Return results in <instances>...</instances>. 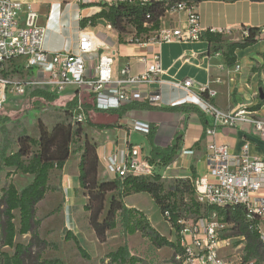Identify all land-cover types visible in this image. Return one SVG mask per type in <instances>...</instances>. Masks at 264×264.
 Listing matches in <instances>:
<instances>
[{"label": "crops", "instance_id": "0c3cea01", "mask_svg": "<svg viewBox=\"0 0 264 264\" xmlns=\"http://www.w3.org/2000/svg\"><path fill=\"white\" fill-rule=\"evenodd\" d=\"M20 1L24 6L32 4L38 11V22L46 30L43 47L49 52L63 50L75 52L79 41V30L84 28L80 25L81 19L90 17L101 9L99 6H81V4L87 2H99L100 0H87V2H78L77 0ZM196 11L202 26L227 27L230 29L227 34L222 35L225 41L239 40L242 28L264 25V1L238 0L225 2L209 0L196 4ZM24 14L25 8L20 14L21 19ZM187 18V11H167L161 18V26H183ZM105 24V20L99 19L95 26L87 25L86 27L92 30L102 42V48L99 52H110L114 55L112 69L114 79L122 77L121 69L125 66L129 67L132 74L143 72L149 65L151 51L159 53L163 72L159 76L160 83L153 81L148 85L135 88L132 93V100L129 103L119 109L109 110L111 111L110 117L113 119L111 122L91 123L92 125L87 127L83 125L87 135L88 132H92L91 137H88L97 143L98 178L100 180L116 178L105 167V156L108 154L117 153L120 155V152L125 150L127 145H137L144 157L150 156L152 146L149 134L129 131L128 124L133 120L149 123L153 132V144L162 148L170 145L178 131L182 132L180 148L174 160L166 166H155V172L159 173L163 180L181 178L194 181L207 173V145L209 139L206 138L204 130L211 124V118L192 104H186L187 107L191 108L189 111L171 108L181 105L180 102L187 95L184 89L173 85L175 82L190 78L195 82V91L198 90L199 85L208 86L210 90L215 92V96L212 97L213 103L224 111L233 110L240 105L256 106L259 104L255 111L260 118L264 119V102L260 103L259 97V89H264V41H255L247 47L237 49L235 51V63L230 65L225 59L224 50L211 51L209 42L205 39L162 43L156 48L144 47L134 43H119L117 34L116 40L113 41L107 34L109 31L105 28ZM142 57L146 59L145 62L140 60ZM236 65L239 66L238 69H236ZM13 69L31 75L30 71L23 68L20 61L12 63L10 71ZM158 87L161 94V103L157 106L149 105L143 100V96L147 92L155 91ZM45 90L51 91L49 89ZM52 93L57 95L58 98L51 104L55 106L62 105L65 111L63 115L67 110L66 103L76 95L78 99L86 103H92L88 93L84 90L78 91L74 85H68L61 93ZM204 120L207 123L206 126ZM96 135L104 136L101 141L103 142L102 145L96 139ZM120 136L123 140H120L119 143ZM214 139L218 143H225L229 146L233 161L240 159L246 145L249 156L264 160V140L256 134L251 124L242 123L237 128L218 127ZM79 160V152L71 154L62 169L58 171L56 182H52L50 178L49 184L53 185L50 191L59 193L63 199L59 213L55 214L57 217L55 219L60 218L61 224L63 223L65 228L71 230L81 243L77 231H74L77 219L80 216L76 212V207L79 206L80 211L84 213L87 198L80 192ZM7 170L12 169L7 168ZM19 174V172H16L12 175V181L15 185L17 184L16 180L22 178ZM29 175H25L29 177L26 178L27 181L32 178V175ZM16 187L18 189L22 188L17 185ZM253 196L264 197V186ZM141 199L150 203L152 211L155 215H158L156 221H154V218L152 219L150 211H146L141 205ZM124 202L127 207H135L143 211L157 228L160 225L158 223L164 221L159 207L148 193L129 195L125 197ZM58 207L59 205L56 208ZM262 225L264 226V221L261 222ZM167 229L170 233L169 226ZM23 236L27 237V235ZM46 239L51 240L47 237ZM54 240L56 241V239H52V241ZM241 240V238L236 240L235 244L238 243L237 248L244 246ZM59 242L62 244L61 237H59ZM235 244L225 249H232Z\"/></svg>", "mask_w": 264, "mask_h": 264}, {"label": "trees", "instance_id": "16d2710c", "mask_svg": "<svg viewBox=\"0 0 264 264\" xmlns=\"http://www.w3.org/2000/svg\"><path fill=\"white\" fill-rule=\"evenodd\" d=\"M181 0H151L145 4H133L126 1H116L111 4L105 2H90L81 4L82 7L99 6L100 11L80 21L82 27L88 24L95 26L99 19L110 23L117 31L119 43H127L131 36L142 40L158 31L161 27V18L175 4ZM198 4L209 0H184ZM235 2L238 0H215ZM262 2L264 0H250ZM146 24V25H145ZM257 27H248V36L237 41H225L222 35L206 33L203 39L207 40L211 51L224 50L228 64L235 63V51L247 47L256 41ZM264 59V53H263ZM92 103L81 100L85 111L95 108V98L88 93ZM35 103L42 100L51 104L58 96L51 91L36 88L30 96ZM78 101L77 95L66 103V116L71 119V111ZM264 99H260L263 103ZM259 106H253L257 109ZM173 109L189 111L186 104L176 105ZM197 110V109H195ZM198 111V110H197ZM204 125L207 123L204 120ZM38 137H32L27 132L21 133L15 140V150H11L7 138L2 141L0 149V171L5 167L8 170L6 177L13 172L32 175L31 182L22 189H18L13 181L0 187V264H64L59 257L45 258L43 254L48 248H58V244L42 238L39 229L41 219L37 217V205L51 189L49 180L54 170L60 171L73 153H80L79 185L80 190L87 197L84 210L88 212L90 227L94 230L100 242H104L109 230L118 225L127 235H140L156 247H170L177 254H183L181 246L183 238L180 223L187 212L193 220L210 214L216 210L220 221L227 227L222 231L221 237H243L244 244L241 259L243 262L252 261L253 264H264V244L260 238L259 225L264 216H255L251 221L246 219V211L242 205L225 208H216L199 203L195 198L194 182L191 179H175V183L166 186L159 173L152 176L127 175L124 178L100 180L98 178L99 159L97 143L89 138L84 126L80 123L59 120L48 128L38 120ZM182 132L178 131L167 147H158L153 144V132L149 133L151 151L148 160L151 164L166 166L174 160L180 148ZM83 136V137H82ZM83 141L82 144L78 142ZM75 147V148H74ZM148 193L159 207L164 219L175 232L176 241H171L162 235L152 224L149 217L135 207H127L125 197ZM108 204V205H107ZM15 212L18 213L16 217ZM18 218V223L16 219ZM17 235H28L27 242L16 241ZM65 240L75 243L80 255L90 259L89 253L81 245L78 237L69 229H65ZM240 242V241H239ZM11 249V252L5 250ZM106 264H138L137 257L130 254L126 245H121L106 254Z\"/></svg>", "mask_w": 264, "mask_h": 264}, {"label": "built area", "instance_id": "2783aa9c", "mask_svg": "<svg viewBox=\"0 0 264 264\" xmlns=\"http://www.w3.org/2000/svg\"><path fill=\"white\" fill-rule=\"evenodd\" d=\"M77 1L87 2V0ZM116 1L145 4L151 0H103L107 4ZM23 8L25 14L21 19ZM169 11H187L186 23L179 27L161 26L146 40L135 38L133 41L132 37L128 36L127 43L156 48L162 43L200 40L206 33L225 35L230 30L227 27L202 26L194 3L181 0ZM38 19L39 13L32 4L24 6L20 0H0V110L8 99V92L25 95L28 90L42 88L61 93L68 85H74L78 91L84 90L92 94L96 109H119L132 100L135 88L153 81L161 82L159 76L163 68L158 52L151 51L149 65L143 72L132 74L129 67L125 66L121 69L122 77L114 79L112 72L114 55L110 52H99L102 42L92 30L87 27L79 30V41L75 52L66 50L49 52L43 47L45 27L39 24ZM105 27L115 30L108 22ZM257 28L256 41H264V25ZM248 34V27L242 28L239 40ZM140 60L146 61L144 57ZM17 61L22 63L25 70L31 72V76L21 82L7 76L10 66ZM238 68L239 66L236 65V69ZM173 85L184 89L187 93L181 104H192L211 118V124L204 130L206 138L209 139L207 173L193 181L196 200L203 205L216 208L242 205L248 221L255 216L263 217L264 197L253 194L264 186V160L249 156L246 145L240 159L233 161L229 146L216 142L214 138L218 127L237 128L242 123H248L264 140V119L256 114L253 106L240 105L229 111L220 109L212 101L215 92L208 86L201 85L195 91V82L190 78L175 82ZM143 100L152 106L159 105L161 103L159 87L155 91L147 92ZM71 114L73 124H83L87 121V112L80 99ZM128 127L129 131L143 134H149L151 131V125L140 120L131 121ZM155 166L150 163L148 157L142 155L137 145H127L120 155L114 153L105 156L107 170L121 179L127 175L152 176L155 173ZM180 223L184 224L181 240L184 263L253 264L252 261L243 262L241 256L234 260L220 254L221 250L232 247L237 239L243 237H221L227 225L220 221L216 210L196 220L187 221L182 218ZM259 230L264 244V231L261 225ZM180 257L181 255H177V258Z\"/></svg>", "mask_w": 264, "mask_h": 264}, {"label": "rangeland", "instance_id": "374dc122", "mask_svg": "<svg viewBox=\"0 0 264 264\" xmlns=\"http://www.w3.org/2000/svg\"><path fill=\"white\" fill-rule=\"evenodd\" d=\"M99 2L102 3L103 1L100 0ZM107 30L109 31V33H107L108 36H110L113 41L116 40L117 32L115 30ZM7 76H10L17 82H21L31 75L25 74L21 70L13 69L12 71L7 73ZM33 90L34 89L28 90L25 95H18L14 92H8V98L11 99H8L3 109L0 110V149L4 138H7L8 142L12 144L11 150H13L15 148V140L21 133L27 132L32 137H38V120H41L48 128H51L59 120H66L68 122L71 121V119L66 116V114L63 115V112L65 111L62 105L55 106L53 104L45 103L42 100H39L38 103H35L34 99H31L29 97ZM110 114L111 111L109 110H99L96 108H91L87 113V121L82 125H86L87 127L89 125L91 126V123L111 122L113 119L110 117ZM91 135L92 132H88L87 136L91 137ZM103 138V135H96V139H98L100 144L103 143L101 142ZM120 140H123L121 136L118 140L119 143ZM82 142L83 141L81 140L80 142H78V144H82ZM7 172L8 170L7 168L5 169V167L0 171V187L7 185V183L12 180V175L16 173L12 171V175L7 178ZM25 175L26 174L23 173L19 174V176H22V178H18L16 180V185L18 187L24 188L31 182L33 177L31 176V180L27 181L26 178L29 177ZM50 178L52 182H56V180L58 179V170H54L51 173ZM164 181L166 186H170L175 183V179ZM52 186L53 185L50 184V188H52ZM80 192L84 195L81 190ZM62 200L63 199L59 193H54L49 190L47 197L44 198L37 206V217L42 221L39 229V232H41L40 235L44 239H46V237L51 238V240L48 241L58 244V248L50 247L46 249L43 257H61L60 259H62L64 264H106V262H108V260L106 259V254L108 252L115 250L121 245H126L130 254L137 257V259L139 260L138 264H186L184 263L183 254H177L173 248L167 246L156 248L152 246L148 240L143 238L140 233H136L134 235L125 234L119 225L115 229L109 230L107 232L106 240L104 242H100L94 230L89 225L88 212H86L85 210L84 213L81 212L80 208H78L79 206H77L76 212H78L80 216L77 219L78 221L74 228V231H77L81 239V245L89 253L90 259L82 257L77 250L75 243L72 240H65L64 233L65 229L67 228L64 227L63 223L61 224L60 218L55 219L57 218L55 214L59 213L60 207L62 206ZM140 203L141 205H143L146 211H150L152 219L154 218V221H156L158 215H155L154 211H152L150 203L143 199L140 200ZM58 205L59 207L56 208ZM15 214L17 217L18 213L15 212ZM183 216V219H186L187 221L193 220L192 215H190L188 212ZM162 218L164 221L159 222L158 224L160 225L157 224L158 228L155 224L154 227L169 240L176 241L174 230L171 228V226L163 216ZM15 222L18 223V218ZM168 226L170 229V233L167 229ZM261 227L264 231V226L262 225ZM59 237L62 238V244L61 242H59ZM28 239V235L27 237H24L23 235H17L16 240L18 242H27ZM52 239H56V241H52ZM189 242H191L190 238ZM237 245L238 243H236L232 249H223L222 251H220V254L222 256L224 255L235 260L238 256H242L244 247L243 246L237 248ZM5 250L11 252V249L9 248H5ZM177 255H181V257L177 258Z\"/></svg>", "mask_w": 264, "mask_h": 264}, {"label": "water", "instance_id": "95a60500", "mask_svg": "<svg viewBox=\"0 0 264 264\" xmlns=\"http://www.w3.org/2000/svg\"><path fill=\"white\" fill-rule=\"evenodd\" d=\"M259 97L260 99H264V89L262 88L259 89Z\"/></svg>", "mask_w": 264, "mask_h": 264}]
</instances>
